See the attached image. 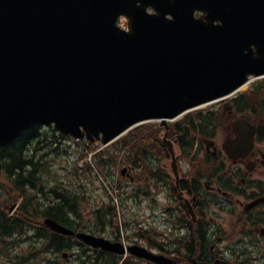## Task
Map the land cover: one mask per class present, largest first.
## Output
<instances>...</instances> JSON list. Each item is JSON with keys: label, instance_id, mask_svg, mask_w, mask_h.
Instances as JSON below:
<instances>
[{"label": "water", "instance_id": "water-1", "mask_svg": "<svg viewBox=\"0 0 264 264\" xmlns=\"http://www.w3.org/2000/svg\"><path fill=\"white\" fill-rule=\"evenodd\" d=\"M249 74H264V0H0V152L36 123L106 143L141 120L165 122L224 97ZM76 235L124 252L120 243Z\"/></svg>", "mask_w": 264, "mask_h": 264}, {"label": "flooded vegetation", "instance_id": "flooded-vegetation-1", "mask_svg": "<svg viewBox=\"0 0 264 264\" xmlns=\"http://www.w3.org/2000/svg\"><path fill=\"white\" fill-rule=\"evenodd\" d=\"M248 92H238L230 100L219 103V115L213 118V129L210 132H204L200 121L196 124L189 115L182 123H170L162 137L154 136V140L148 143L151 148L161 143L165 150L166 140H170L179 147L181 153L187 150L188 144L195 149V153L202 152L201 146H204V160L209 163L205 169H198L190 160L188 170H178L176 174L171 170L169 174L165 172L166 175H159L156 170L157 176L155 173L150 175L151 178L162 179V187L167 189L169 197L178 202L177 207H182V259L191 258L188 264H264V250L261 249L264 248V151L261 145L264 140V99H258V89L250 88ZM219 119L221 124L217 121ZM244 120L254 126L253 143L249 148L245 147L244 141L242 145L237 139L239 134L244 133V126L250 127ZM218 133L219 142L216 139ZM226 142L236 145L233 151L237 154L228 153L224 145ZM141 152L150 154L148 147L140 148L137 145L134 159L139 160ZM153 157L159 159L156 155ZM148 159L153 164L154 161ZM257 175L262 179L254 178ZM138 179L137 175L132 176L133 182L143 186ZM145 187H148L147 184ZM249 187L254 189L250 190ZM142 189L148 196V189ZM225 194H231L232 199L235 195L239 198L236 201L220 198ZM178 195L182 202L178 200ZM215 195L219 198L216 199ZM241 205L243 210H239ZM189 207L195 214L194 221ZM218 208L232 217L238 211H243L240 220L246 224L241 238L231 241L227 250H215L214 244L207 249L208 244L203 241V237H216V243L221 239L220 230L215 229V232L210 224H206L208 213ZM253 235L255 237L251 238ZM147 245L150 246V243Z\"/></svg>", "mask_w": 264, "mask_h": 264}, {"label": "rangeland", "instance_id": "rangeland-1", "mask_svg": "<svg viewBox=\"0 0 264 264\" xmlns=\"http://www.w3.org/2000/svg\"><path fill=\"white\" fill-rule=\"evenodd\" d=\"M256 81L257 80H254V82ZM257 83H254V86L252 85V87L255 88ZM258 96L259 100L264 99V91L259 93ZM218 105L219 103L216 102L206 106V108L217 107ZM148 124L149 126L142 127L136 132H140L143 137L146 138L145 147H148L154 165L149 159L145 161L146 165L142 162L134 163L133 159L130 158V155L125 152V149H123L121 151V157L120 155H116V157H114L115 161L112 162L110 167H103L102 164L96 162L94 157L95 155H99L103 150L96 152L98 149H94L97 147L94 144L92 146V152L85 151L82 142L73 138H68L65 143L69 145H66L67 148L65 154L60 148L56 149L57 153H61L58 154L60 157L54 160V166L58 168V170L53 169L52 171L56 174L52 176L43 175L42 182L49 183L57 176L66 179L67 177L63 175H67L72 170H76V173H78L82 179V185L83 183H87V186L85 185L84 188H82L81 195L83 199L77 202L81 211L80 214L74 217L75 222L83 224V226L84 224L87 225L90 222L89 217H91L92 210L97 211V209H99L98 207L103 203H107L104 208L106 209L110 204L113 206L112 202H116L118 203L117 217L112 218L114 227H107L105 231L107 237L114 239L117 229V231L120 230L119 239L126 243V245L138 243L149 247L147 244L151 242L165 249L164 251L160 248L154 247L152 248L153 250L162 252L166 256L173 258L175 257L172 252L173 250H178L179 254H182V207L179 209L177 208L178 202L169 197V194L166 191L167 189L162 187L161 180L158 178H151V176L148 175L151 172V169L154 172L155 170H158L159 175H166L165 172L169 174V171H171V158L167 153V149L164 150L160 143L154 147L152 146V148L148 145L149 141L154 140L153 136L162 137L165 130L163 128L161 130L156 121L148 122ZM148 127L151 128V130H154L153 134H148L150 131ZM212 129L213 127H207L206 133L210 132ZM216 139L219 142V133L217 134ZM261 145L263 146L262 148L264 151V140L261 142ZM114 146L113 141L109 143L107 147L109 148L108 151H113ZM100 147L101 146H98V148ZM173 147L175 155L177 156V165H180L182 171L190 168V160H193V166H197L200 170L205 169V166L209 164L204 160V146H201L202 152L197 151L196 153L195 149L191 148V154H188V150H184L185 152L181 153L176 144H174ZM154 155L159 157V159H154ZM191 155H193V159H191ZM81 156H83L81 159L82 161L78 162L76 166H73L76 163V158L79 159ZM80 164H82L83 167H80ZM130 164L135 165L133 170L131 169ZM125 166H129L130 173H134L135 176L137 175L139 178L138 180L143 186H140L139 183L132 182L128 176L121 175L120 170ZM89 172H91L90 177H86L84 173ZM57 173H61V175H58ZM146 176L149 177L145 178ZM170 177H172V174H170ZM254 178L261 177L260 175H257L254 176ZM76 179H78L77 176L74 177V180ZM262 181L264 184V179ZM146 184L148 187H145ZM1 186L4 188L6 187L7 189L10 187V181H7L2 175L0 176V187ZM4 188H0V203L4 202L3 200L6 197H9V194L6 191L7 189L5 190ZM139 188H141V190H139ZM142 188H145L146 190L148 189V196L144 194ZM249 189L251 190L254 188L249 187ZM230 195L231 194H225L220 198H226L230 201H236V199L239 198L238 195H235V198L232 199ZM214 197H217L216 199L219 198L218 195H215ZM167 198L170 200L168 201ZM181 199L182 198L178 195V200L182 202ZM218 209L219 210H212V212L208 213L206 224H210L214 231L215 229L220 230L221 239L216 243V237H207V249L214 244L215 250H218L219 248L227 250V246L231 244V241L241 238L243 227H245L246 224L244 221L241 222L240 220L243 211H238V214L232 217L225 212V210L221 208ZM239 210H243L242 205L239 207ZM108 216L111 218V215ZM117 218L119 224L121 223L120 227H116V224H118ZM188 219L190 218L188 217ZM141 229L146 231L144 237L136 235L138 232L141 233ZM27 237L32 238L33 236ZM254 237L255 235L251 238ZM22 239L24 238L18 235L4 239L3 243L0 244V264H42V262H45L47 259H52L50 260V264H53L54 261H62L61 259H58L53 252L44 253L41 251L37 239L32 238L30 241ZM261 249L264 250L263 247ZM177 259L178 263L182 264V256L179 255ZM252 259V262H254V257H252ZM12 261L18 263H12ZM131 262H133V264H143L142 261H136V258L128 257L127 264H131Z\"/></svg>", "mask_w": 264, "mask_h": 264}, {"label": "trees", "instance_id": "trees-1", "mask_svg": "<svg viewBox=\"0 0 264 264\" xmlns=\"http://www.w3.org/2000/svg\"><path fill=\"white\" fill-rule=\"evenodd\" d=\"M134 136L135 134L130 132L125 138L121 139L120 147H127L128 143L131 142L130 147H128V151H131L135 145ZM65 142V137L49 125L29 129L22 136L13 139L2 147L1 158L6 175L11 179L12 188L18 192V196L19 194L22 195V199L15 212L10 214L9 207L19 197L12 196L10 190H6L12 196V199L10 201L3 200L5 203H10V205L5 206L2 204L4 202L0 203V240L14 232L29 233L33 231L40 237L43 249L55 248L60 251L70 245L72 237L49 231L43 226L42 217H52L74 229L87 228V225L84 224L83 226V224H79L74 220V216L80 214L81 211L77 202L83 199L81 192L85 186L82 185L81 177L76 173V170H73V175H70V173L65 175L66 179L60 177L57 184L51 181L45 186H41L44 174L52 176L51 168L46 164V160L49 162L56 155L61 154L56 152L57 148H60L65 154L66 145L68 146ZM84 149H90V146L84 147ZM100 154L96 156V162L102 164L103 167L115 160L112 159L115 154L108 150H104ZM75 176L78 179L74 180ZM100 212L98 210L94 213L98 216ZM104 212L105 214H112L114 208L109 206ZM203 241L205 242L204 237ZM105 255L102 254L101 258L95 256V264H117L120 259L115 255H109L102 259ZM88 259L87 256L83 264H87ZM127 263L128 260H124L122 264Z\"/></svg>", "mask_w": 264, "mask_h": 264}]
</instances>
